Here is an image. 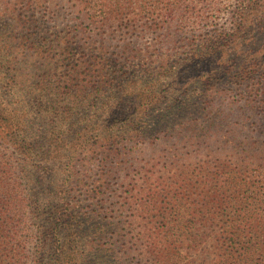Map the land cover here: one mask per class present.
<instances>
[{"label":"rangeland","instance_id":"rangeland-1","mask_svg":"<svg viewBox=\"0 0 264 264\" xmlns=\"http://www.w3.org/2000/svg\"><path fill=\"white\" fill-rule=\"evenodd\" d=\"M30 1L33 41L48 50L71 31L74 62L101 53L109 82L96 95L119 105L104 116L116 133L75 160L68 204L88 232L84 264H264V238L248 236L242 244L258 255L239 259L228 233L262 227L264 214L216 206L231 171L264 184V84L247 75L264 69V0ZM114 4L119 17L104 20ZM33 59L38 74H54L63 58ZM200 68L214 87L196 81ZM28 227L19 264H36L41 234Z\"/></svg>","mask_w":264,"mask_h":264},{"label":"trees","instance_id":"trees-1","mask_svg":"<svg viewBox=\"0 0 264 264\" xmlns=\"http://www.w3.org/2000/svg\"><path fill=\"white\" fill-rule=\"evenodd\" d=\"M30 3L0 0L4 6L0 16L10 15L11 19L0 28V264L22 261L19 232L23 225H37L41 234L36 242V264H84L82 241L88 232L81 233L83 228L74 223L78 219L75 206L68 204L75 160L91 140H106L116 133L118 125L109 128L111 121H104V116L119 105L96 95V89L109 82L107 61L101 53L89 59L81 52L74 62V47L68 41L71 31L57 36L48 50L33 41L36 33L29 30L36 22L24 13L26 9L32 11ZM119 14L120 7L114 4L103 18L109 21ZM80 48L83 46L77 50ZM56 52L63 59L50 66L54 64L60 71L38 74L32 57L52 59ZM252 73H259L264 84V69L250 68L247 75ZM196 75V81L203 80L205 86L211 85L214 77L202 69ZM261 89L264 91V86ZM192 96L194 93L189 99ZM90 100L96 107L88 109ZM241 178L237 172H230L225 182L229 189L217 191L216 206L232 209L239 216L253 211L264 214V184ZM247 232L243 224L228 231L235 241L233 248L240 251L239 259L258 255L242 242L248 236L255 241L264 238V224L254 225Z\"/></svg>","mask_w":264,"mask_h":264}]
</instances>
